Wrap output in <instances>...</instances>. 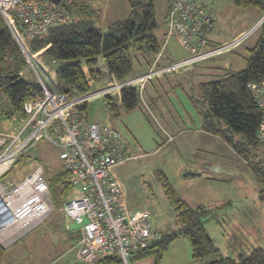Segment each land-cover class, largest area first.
I'll return each mask as SVG.
<instances>
[{
	"label": "rangeland",
	"instance_id": "374dc122",
	"mask_svg": "<svg viewBox=\"0 0 264 264\" xmlns=\"http://www.w3.org/2000/svg\"><path fill=\"white\" fill-rule=\"evenodd\" d=\"M200 1L213 12L210 39L214 45L233 40L239 31H249L264 15L254 6L238 7L233 0ZM154 2L159 24L157 34L163 45L167 0ZM90 4L94 10L92 17L103 28L126 17L130 11L128 0H93ZM259 36L260 28H257L232 51L169 75L149 78L139 95L138 106L132 110L121 108L119 115L112 116L106 103L108 96L104 93L90 98L85 110L86 119L113 123L127 141L129 158L114 169L122 182L127 203L152 208L154 213L150 221L157 229L175 224L176 212L157 175L165 174L192 206L199 203L198 206L203 204L212 212H218V217L210 216L204 220L219 248L220 257L227 255L238 259L241 253L254 246L264 248L263 184L252 167L256 164L264 166V143L243 156L218 136L203 130L199 107L202 92L198 86L202 81L224 77L227 71L244 69L250 49ZM187 56L189 52L172 37L162 62L169 64ZM137 59L143 62L140 55ZM137 59H134L136 65ZM154 64L155 58L151 66L146 63L137 66L132 75L148 70ZM47 67L54 73L52 64ZM85 70L88 72L87 68ZM31 76L29 74L27 78L33 80ZM109 79L105 76L96 82L103 86ZM116 92H111L109 97L121 103V96ZM25 143L33 146L34 142L30 139ZM25 148L21 147L20 151ZM59 153V148L43 137L39 146L34 145L20 155L4 180L20 181L39 164L44 165L47 177H53L61 170ZM189 171L197 175L185 176ZM73 194L74 190L70 189L68 196ZM80 237L79 225L68 219L63 204L55 203L53 211L42 223L14 243L4 245L5 254L0 258V264H68L77 256L80 246L76 243Z\"/></svg>",
	"mask_w": 264,
	"mask_h": 264
},
{
	"label": "built area",
	"instance_id": "2783aa9c",
	"mask_svg": "<svg viewBox=\"0 0 264 264\" xmlns=\"http://www.w3.org/2000/svg\"><path fill=\"white\" fill-rule=\"evenodd\" d=\"M75 1L78 0H0V15L27 61L20 74L24 77L32 75L41 88L39 94L24 102L26 117L22 124L13 131H0V165L9 162L0 173L13 167L17 155L23 152L21 147H27L24 151L29 150L41 138L49 139L59 148L63 169L68 172V181L76 193L63 204L65 215L79 225L81 232L76 262L95 264L103 256L118 255L124 264H131V256L158 241L162 232L150 221L154 213L152 208H129L122 182L114 172L117 165L129 158L122 131L113 123L79 117L80 107L102 93L110 96L111 92L118 91L120 97L126 87H135L141 94L149 78L169 75L232 51L262 23L259 21L231 41L214 45L210 44L209 37L213 27L212 11L197 0H168L165 41L152 68L123 80L109 79L99 90L72 95L59 88L55 71L48 69L49 63L53 66L54 61L33 52L31 43L52 27L67 23L68 7ZM172 37L189 52V56L169 64L162 63ZM247 86L262 112L257 138L264 142V80L251 81ZM26 135V141L35 139L33 146L24 143L18 151H13L17 138L23 142ZM53 209L43 164L37 165L20 181L0 178V244L14 243L42 223Z\"/></svg>",
	"mask_w": 264,
	"mask_h": 264
},
{
	"label": "trees",
	"instance_id": "16d2710c",
	"mask_svg": "<svg viewBox=\"0 0 264 264\" xmlns=\"http://www.w3.org/2000/svg\"><path fill=\"white\" fill-rule=\"evenodd\" d=\"M128 1L129 14L113 21L106 28L97 25V20L92 17L94 10L90 2L75 1L68 7L70 17L67 23L52 27L46 34L34 38L31 43L32 51L54 61L57 84L61 90L78 95L90 91V82L93 80L101 81L105 76L123 80L132 75L137 66L143 63L151 66L162 46L157 34L159 24L155 2ZM233 2L242 8L254 6L264 13V0ZM259 28L260 36L250 49L244 69L227 71L224 77L202 81L198 86L202 92L199 107L203 130L218 136L243 156L264 143L257 138L262 112L247 86L251 81L264 80V21ZM139 55L143 62L137 59ZM135 58L138 60L137 65ZM102 61L106 64L105 70ZM26 66L27 61L19 44L0 15V94L6 96L11 104L2 112L5 121H9L13 115L23 121L26 117L24 102L41 92L35 80L20 74ZM85 68H88V72ZM139 95L135 87H126L121 92V103H116L108 96L106 103L110 114L119 115L121 108H136ZM86 108L87 104H84L80 111H85ZM252 167L263 184L261 198L264 200V166L256 164ZM157 175L174 207L180 227L172 232H162L158 241L131 256V264L151 254L155 256L156 264H160L170 243L179 235L190 239L193 257L205 260L201 264H264V248L261 246H254L248 252L241 253L238 259L230 256L216 258L219 248L206 229L204 220L212 214L211 210L206 206H192L171 185L165 174ZM68 178L69 174L65 169L48 177L54 204H64L69 197V190H73ZM4 254L5 247L0 244V258ZM95 264L124 263L120 256L108 255L99 258Z\"/></svg>",
	"mask_w": 264,
	"mask_h": 264
},
{
	"label": "crops",
	"instance_id": "0c3cea01",
	"mask_svg": "<svg viewBox=\"0 0 264 264\" xmlns=\"http://www.w3.org/2000/svg\"><path fill=\"white\" fill-rule=\"evenodd\" d=\"M199 3L203 4L200 0H197ZM204 5V4H203ZM168 9V0H167V8H166V11ZM166 14V13H165ZM263 14V13H261ZM165 17V15H164ZM214 18V17H213ZM213 25H214V19H213ZM245 31V30H244ZM243 30L242 31H239V33H237L238 35L241 34L242 32H244ZM165 32V30H164ZM237 36V35H236ZM234 36V37H236ZM176 39V38H175ZM227 41V40H226ZM178 42V41H177ZM179 43V42H178ZM180 44V43H179ZM102 66H103V69L105 70V66L106 64L103 63V61L101 62ZM91 90H93L94 88H97V87H100L101 85H99L100 83L96 82V81H91ZM97 90V89H96ZM11 104H10V101L9 99L6 97V96H3L2 94H0V131H3V132H7V131H13L15 130L16 128H18L22 122L19 121V119L17 117H15V115L12 116V118L9 120V121H5L4 120V117H3V110H5L6 108L10 107ZM79 117H87V113L85 111H80L79 109ZM95 122H99V123H103V122H100V121H95ZM210 135H214V134H211L209 133ZM216 136V135H214ZM217 137V136H216ZM27 138V137H26ZM26 138H24V142L26 140ZM220 139V138H219ZM32 140V139H31ZM49 140V139H48ZM41 139L37 141L35 147L39 146V143H40ZM50 141V140H49ZM51 142V141H50ZM52 143V142H51ZM53 144V143H52ZM126 153H127V148H126ZM20 156H18L16 158V160L19 159ZM122 164V163H121ZM118 166V165H117ZM116 166V167H117ZM61 169H63V165H61ZM10 171L6 172V173H3L2 175H0V178H4L5 176H8V173ZM205 173V172H204ZM207 174V173H205ZM128 204V203H127ZM199 203L197 204H194L193 206H198ZM129 208H132V209H136V208H139L138 205H129ZM199 206H204L203 204L199 205ZM217 208V207H216ZM212 216H215V217H218V212H212L211 211ZM209 215V216H210ZM208 216V217H209ZM180 227V224L178 223V219H177V216L175 217V224H168V225H165V227H158V229L161 231V232H172L173 230H178ZM214 240V239H213ZM79 241V240H78ZM78 241H77V245H78ZM192 253H193V249H192V245H191V242L189 240V238L185 235H179L178 237H176L169 245V248L167 250V252L164 254L163 258L161 259L160 261V264H201L203 262H205L204 259H201V260H198V259H195L193 256H192ZM244 253V252H243ZM219 254V253H218ZM227 256V255H225ZM225 256H222V257H225ZM220 255H217L216 258H219ZM77 263L76 262V258L73 259L71 262H69L68 264H75ZM132 264H156V258L153 254L151 255H147V256H144L140 259H137L135 260Z\"/></svg>",
	"mask_w": 264,
	"mask_h": 264
},
{
	"label": "bare ground",
	"instance_id": "6f19581e",
	"mask_svg": "<svg viewBox=\"0 0 264 264\" xmlns=\"http://www.w3.org/2000/svg\"><path fill=\"white\" fill-rule=\"evenodd\" d=\"M30 128V127H29ZM31 141H35V139H32ZM25 142H24V139H23V142H21V138H17V140L15 141V143H14V147H13V151H18L19 149V146H21L22 144H24ZM24 152V151H23ZM22 152V153H23ZM22 153H20L19 155H21ZM19 155H17V157L19 156ZM9 165V162H6V163H3L2 165H0V172L2 171V170H4L7 166Z\"/></svg>",
	"mask_w": 264,
	"mask_h": 264
},
{
	"label": "water",
	"instance_id": "95a60500",
	"mask_svg": "<svg viewBox=\"0 0 264 264\" xmlns=\"http://www.w3.org/2000/svg\"><path fill=\"white\" fill-rule=\"evenodd\" d=\"M263 21H264V15L261 18L260 22L262 23ZM184 175L185 176H193V175L195 176V175H197V173L193 172V171H189V172H186ZM75 264H92V263H90V262H77Z\"/></svg>",
	"mask_w": 264,
	"mask_h": 264
}]
</instances>
